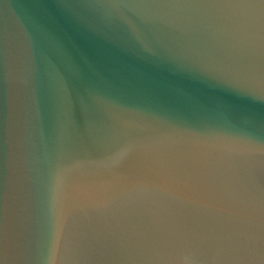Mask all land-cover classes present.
I'll list each match as a JSON object with an SVG mask.
<instances>
[{"label":"water","instance_id":"95a60500","mask_svg":"<svg viewBox=\"0 0 264 264\" xmlns=\"http://www.w3.org/2000/svg\"><path fill=\"white\" fill-rule=\"evenodd\" d=\"M264 264V0H0V264Z\"/></svg>","mask_w":264,"mask_h":264},{"label":"clouds","instance_id":"9594fccd","mask_svg":"<svg viewBox=\"0 0 264 264\" xmlns=\"http://www.w3.org/2000/svg\"><path fill=\"white\" fill-rule=\"evenodd\" d=\"M185 264H193V262L190 260V258L185 257Z\"/></svg>","mask_w":264,"mask_h":264}]
</instances>
